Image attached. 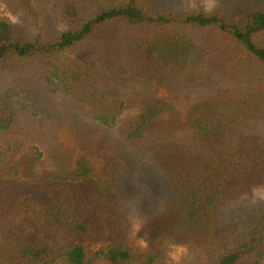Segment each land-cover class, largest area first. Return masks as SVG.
I'll list each match as a JSON object with an SVG mask.
<instances>
[{
    "label": "trees",
    "instance_id": "16d2710c",
    "mask_svg": "<svg viewBox=\"0 0 264 264\" xmlns=\"http://www.w3.org/2000/svg\"><path fill=\"white\" fill-rule=\"evenodd\" d=\"M4 2L0 179L30 184L0 183V226L22 221L3 232L0 264L264 258V202L250 200L264 186V11L238 23L182 0ZM82 48L87 64H52ZM93 197L106 206L111 245L32 240L46 225L65 240H104ZM172 246L186 249L176 263Z\"/></svg>",
    "mask_w": 264,
    "mask_h": 264
},
{
    "label": "rangeland",
    "instance_id": "374dc122",
    "mask_svg": "<svg viewBox=\"0 0 264 264\" xmlns=\"http://www.w3.org/2000/svg\"><path fill=\"white\" fill-rule=\"evenodd\" d=\"M38 6H49L57 0H32ZM184 10L186 11H195V12H203L210 13L215 11L216 8L220 7L223 11L227 12L230 15L231 20L233 19L235 22L240 23L243 16L251 11H264V0H234V5L231 6V0H182ZM4 0H0V13L4 15H11L8 7L4 4ZM185 5V6H184ZM14 18V17H13ZM15 21H19L20 18H14ZM90 59V52L86 49H78L73 51H65L59 55H56L52 58V64L56 65H66V67L74 66L76 62H81L83 64H87ZM165 67L170 70L172 69V65L165 64ZM50 70L53 68L50 66ZM72 86L78 89L80 93L87 94L91 91L87 89V85H85L81 79H77L76 82L74 80ZM92 93V92H91ZM64 97L62 101H59L60 107H65L67 102L64 103ZM16 99V98H15ZM18 100V99H17ZM23 102V101H21ZM12 109V105L9 106ZM29 116L34 112L33 106L30 105L29 109L26 110ZM33 118V117H32ZM34 119L39 123L41 120L40 116L34 117ZM28 122L31 121L27 119ZM23 124V123H22ZM229 181V177L223 182V185L227 184ZM0 183L8 184V185H24L30 184V181L24 178H13V177H4L0 179ZM93 207L91 209V217L94 221H97L105 230V238L102 241L94 242L91 240H65L60 238L57 229L52 225H46L41 233L33 231L31 234V238L34 242H38L44 244L45 246L51 247L52 249L66 248L69 245L73 244H81L87 250H95L99 247H105L111 245L113 243V237L108 231L105 219H106V206L99 202L97 197H93ZM253 202H264V186L256 188L250 198ZM19 222L7 223L5 225L0 226V252L3 250V232L12 225L20 224ZM139 230V225H135L133 228V232L131 236L136 238V232ZM137 243L142 247L146 246V243L142 239H138ZM186 254V249L183 246H172L167 254V260L169 263H176ZM246 264H253V262H248ZM257 264H264V258L260 260Z\"/></svg>",
    "mask_w": 264,
    "mask_h": 264
},
{
    "label": "clouds",
    "instance_id": "9594fccd",
    "mask_svg": "<svg viewBox=\"0 0 264 264\" xmlns=\"http://www.w3.org/2000/svg\"><path fill=\"white\" fill-rule=\"evenodd\" d=\"M9 19L11 20L12 23H15L16 22L15 19L12 18V17H9Z\"/></svg>",
    "mask_w": 264,
    "mask_h": 264
}]
</instances>
